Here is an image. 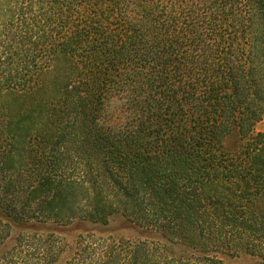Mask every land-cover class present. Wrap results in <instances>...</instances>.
Returning a JSON list of instances; mask_svg holds the SVG:
<instances>
[{
	"label": "trees",
	"instance_id": "trees-1",
	"mask_svg": "<svg viewBox=\"0 0 264 264\" xmlns=\"http://www.w3.org/2000/svg\"><path fill=\"white\" fill-rule=\"evenodd\" d=\"M263 115L264 0H0V264H264Z\"/></svg>",
	"mask_w": 264,
	"mask_h": 264
},
{
	"label": "rangeland",
	"instance_id": "rangeland-1",
	"mask_svg": "<svg viewBox=\"0 0 264 264\" xmlns=\"http://www.w3.org/2000/svg\"><path fill=\"white\" fill-rule=\"evenodd\" d=\"M257 131L264 132V115L262 119L256 124ZM29 228L25 231H22V234H26L32 236L30 234H38L42 237H47L51 235V230L57 229L55 236L62 241L63 246L65 247L64 253L62 254V258L67 256V254L71 251V248L74 245V238L76 234L80 233L82 229L78 226H82L83 222L78 219H71L68 222L64 223H56L53 220H46V221H39L36 219H32L26 223ZM126 224V227L120 228L118 230V226H123ZM86 225L90 227L96 228H117L113 232H109L113 236H123L128 238H135V237H142V238H156L160 239V235L157 232L148 229V228H141L137 227L136 225L128 224L127 221L118 215H113L109 217L108 223L103 225L101 223H94L90 224L87 223ZM16 230V229H14ZM177 249H183L182 246H176ZM217 255L222 258L226 263L230 264H254L259 260L249 254H245L244 252H237L232 256H228L224 252H218ZM61 258V259H62Z\"/></svg>",
	"mask_w": 264,
	"mask_h": 264
}]
</instances>
